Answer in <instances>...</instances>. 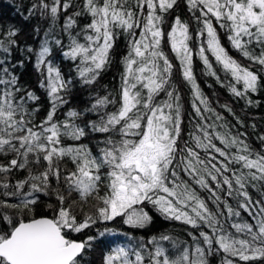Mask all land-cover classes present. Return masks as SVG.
Returning a JSON list of instances; mask_svg holds the SVG:
<instances>
[{
    "label": "snow or ice",
    "instance_id": "snow-or-ice-1",
    "mask_svg": "<svg viewBox=\"0 0 264 264\" xmlns=\"http://www.w3.org/2000/svg\"><path fill=\"white\" fill-rule=\"evenodd\" d=\"M176 4L53 0L49 6L41 0L40 7L53 21L70 8L80 9L64 22L68 43L57 38L55 44L84 85L97 81L117 36L127 41L118 92L98 97L85 110L95 119L76 109L59 115L72 81L49 59L47 41L36 53L35 67L41 71L40 86L50 108L42 119H34L35 109L27 104L38 97L19 86L18 77L5 66L18 33L9 29L7 39H0V50L7 54L0 59V155L12 154L0 164L5 174L0 209L14 210L0 212V264H82L96 237L74 234L118 217L130 228H145L153 219L148 205L165 220L189 226L191 242L161 233L146 243L111 248L103 264H208L213 253L222 254V264L264 262V147L257 150L241 139L244 133L229 130L193 73L198 56L217 83L252 103L249 93H256L264 80V0H186L200 25L198 44L179 16L165 30V18ZM79 17L87 19L77 30ZM220 30L243 60L230 54ZM165 44L191 86V108L198 120L189 121L187 138L181 98L172 83L176 65ZM259 140L264 144V136ZM14 169H27L28 176L7 191V174ZM251 188L259 197L250 195ZM53 193L56 202L46 204V213L38 212L41 196ZM87 204L91 209L83 212ZM163 241L171 242L177 253Z\"/></svg>",
    "mask_w": 264,
    "mask_h": 264
},
{
    "label": "trees",
    "instance_id": "trees-1",
    "mask_svg": "<svg viewBox=\"0 0 264 264\" xmlns=\"http://www.w3.org/2000/svg\"><path fill=\"white\" fill-rule=\"evenodd\" d=\"M43 2L49 6L53 4V0H43ZM63 2L64 0H62ZM81 2L82 0H72L73 4H80ZM40 4L41 0H0V39H7L6 31L9 29L15 30L18 33L15 37L17 46H14V50L8 57V64L5 66H8L10 72L18 77L19 86L27 91H31L38 97L35 101H28L27 107L30 110L35 109L33 118L39 121L47 114L50 108V100L46 89L40 86L43 77L41 71L35 67L36 53L39 51L40 46L47 41L50 48L49 59L61 70L67 80L72 81L69 94L65 97L68 103L62 107L59 115L63 117L65 109H76L84 112V118L91 117L95 119L94 113L86 112L85 110L91 107L98 97H103L110 93L115 96L118 92L121 74L124 70L123 60L128 52L127 41L124 35L117 36L109 54V63L100 72L97 81L92 85H84L79 81L75 65L61 55L59 46L55 44L57 38L61 39L65 45L68 43L67 33L63 30L64 22L67 16L71 15L74 10L79 11L80 9L70 8L66 14L58 16L53 21L51 16L40 7ZM176 16H179L189 25V30L193 33V41L198 44L199 41L196 39V33L200 25L193 18L192 12L188 10L186 0H177V4L165 18V30L169 29ZM76 19L79 21L76 26L78 30L83 27L87 18L79 17ZM220 34L222 43L228 48L230 54L237 59L243 60L235 50L231 49L224 30H220ZM29 48L33 51L29 52ZM164 48L176 65L173 69L172 83L181 98L180 103L184 116V125L182 127L184 128V136L187 138V132L191 128L189 121L198 120L191 108V86L183 80L179 63L171 56V51L167 44L164 45ZM6 55L0 50V59H4ZM214 67H216L217 74L223 79V72L219 70V67L215 63ZM193 73L202 93L208 98L210 106L224 117L223 122L227 123L229 130L233 134L237 132L244 133L245 135L241 136V139H246L257 150L264 147V144L259 140V137L264 136V80H262V84L256 93H249V98L252 101L249 104L246 99L233 96L226 87H222L214 77L208 75L198 56L193 59ZM261 75L264 77V73H261ZM5 78L8 77L5 76ZM223 105L231 108L232 112L226 111L222 107ZM205 115L210 114L206 113ZM210 122L211 120H209ZM217 123L221 122L218 121ZM218 130L223 131V129ZM11 155V153L7 156L0 155V164H6ZM30 167L32 166L30 165ZM36 167L38 168V166ZM4 175L0 173V180L3 179ZM7 176L10 185L7 191H14L16 182L27 178L28 171L27 169H14ZM4 191L5 189L0 188V193ZM249 191L254 199L260 195L255 188H251ZM0 199H5V197L0 196ZM55 202L54 193L51 196H41V202L37 205L38 212L46 213L48 211L46 204ZM229 202L233 205L235 204V201L230 200ZM94 203L95 201L91 202V204ZM91 204L83 205V212H89ZM210 207L214 206L210 204ZM146 210L152 215L153 219L145 228H130L123 223V218L118 217L116 220L110 222H100L93 225L80 234H74L77 238L82 239H87L89 235L96 237L92 241V247L85 250L82 264H103V258L111 248L127 246L136 242L146 243L153 236L159 237L161 233L170 235L177 241L183 242L187 240L189 243L191 242V237L187 235L190 230L189 226L178 221L165 220L151 205H148ZM0 212L13 213L14 210L0 209ZM76 212L78 215H82L80 206H76ZM100 232H104L105 234L100 236ZM162 243L167 250L177 253L178 249L174 248L171 242L163 241ZM181 247H183V244H181ZM207 259L208 264H222L223 256L220 253H213L208 255ZM252 264H264V262L258 260L252 262Z\"/></svg>",
    "mask_w": 264,
    "mask_h": 264
}]
</instances>
